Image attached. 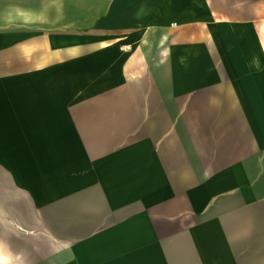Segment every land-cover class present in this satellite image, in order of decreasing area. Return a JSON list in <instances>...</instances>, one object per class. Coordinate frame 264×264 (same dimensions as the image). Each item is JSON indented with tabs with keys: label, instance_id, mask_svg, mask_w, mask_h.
I'll use <instances>...</instances> for the list:
<instances>
[{
	"label": "crops",
	"instance_id": "0c3cea01",
	"mask_svg": "<svg viewBox=\"0 0 264 264\" xmlns=\"http://www.w3.org/2000/svg\"><path fill=\"white\" fill-rule=\"evenodd\" d=\"M0 264H264V0H0Z\"/></svg>",
	"mask_w": 264,
	"mask_h": 264
},
{
	"label": "rangeland",
	"instance_id": "374dc122",
	"mask_svg": "<svg viewBox=\"0 0 264 264\" xmlns=\"http://www.w3.org/2000/svg\"><path fill=\"white\" fill-rule=\"evenodd\" d=\"M69 73L71 74H76V73H81V68L77 66V64H70L68 66ZM177 149V148H176ZM164 154L167 159H169L170 162H165L162 164L163 168L169 172L172 173L174 170H176L177 164H174L171 160L174 158V147H166L164 148ZM183 166V164H182ZM184 245V244H183ZM188 250V249H187Z\"/></svg>",
	"mask_w": 264,
	"mask_h": 264
}]
</instances>
